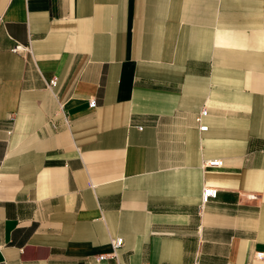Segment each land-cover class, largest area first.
Returning <instances> with one entry per match:
<instances>
[{
	"label": "crops",
	"instance_id": "crops-1",
	"mask_svg": "<svg viewBox=\"0 0 264 264\" xmlns=\"http://www.w3.org/2000/svg\"><path fill=\"white\" fill-rule=\"evenodd\" d=\"M0 18V264H264V0Z\"/></svg>",
	"mask_w": 264,
	"mask_h": 264
},
{
	"label": "built area",
	"instance_id": "built-area-1",
	"mask_svg": "<svg viewBox=\"0 0 264 264\" xmlns=\"http://www.w3.org/2000/svg\"><path fill=\"white\" fill-rule=\"evenodd\" d=\"M0 22H1V18H0ZM13 50L15 52H20L23 50L29 51L30 47H24L21 44H18L14 47ZM56 82H57V79L53 78L48 82V86L55 85ZM89 104L91 107L97 106V99L91 98ZM207 114H208V111L207 109L204 108L198 113L196 117V120L199 123L200 130L202 131L208 130L209 128L208 125L202 124L203 117ZM204 165L208 167H221L223 166V160L222 159L207 160ZM217 192H218L217 188L211 187V186H205L202 191L201 208H203L208 202H210L213 198H215L217 195ZM111 245H112L113 250L109 253H101L97 255V260L98 261L113 260L112 264H123L119 260L118 250L124 245V238L120 236L113 238L111 240ZM263 258H264V254H263Z\"/></svg>",
	"mask_w": 264,
	"mask_h": 264
}]
</instances>
